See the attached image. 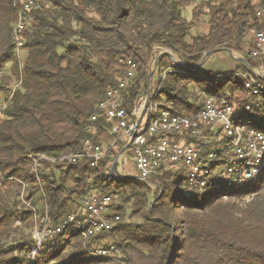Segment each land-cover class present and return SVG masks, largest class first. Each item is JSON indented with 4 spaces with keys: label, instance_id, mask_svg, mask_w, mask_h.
Masks as SVG:
<instances>
[{
    "label": "trees",
    "instance_id": "obj_1",
    "mask_svg": "<svg viewBox=\"0 0 264 264\" xmlns=\"http://www.w3.org/2000/svg\"><path fill=\"white\" fill-rule=\"evenodd\" d=\"M49 1L47 9L31 14L20 69L12 40L17 12L13 0H0V73L13 62L18 80L0 110V264H116L84 255L81 238L72 232L67 242L62 236L47 241L31 261L33 213L20 200L22 185L38 213L46 204L53 224L70 206L77 209L88 189L117 196L112 208L120 220L99 240H111L126 264H264V171L255 187L227 190L219 185L199 193L185 189L180 169H169L146 184L102 180L107 160L95 170L86 161L62 163L41 173L43 199L28 158L77 153L85 139L98 143L107 125L94 123L93 135L86 124L105 90L117 84L125 61L144 66L154 49H164L193 70L213 50L247 53L242 40L264 29L254 17L252 0ZM196 3L188 22L182 9ZM204 15L209 18L207 33L188 43L194 23ZM167 57L162 55L158 68ZM244 60L239 68L246 74L256 65ZM182 71L189 75L169 72L160 80L154 102L161 109L197 114L208 98L245 109L250 95L236 72L202 77ZM146 78L142 75L128 90L124 110L146 91ZM5 91L0 82V92ZM240 119L264 132V99Z\"/></svg>",
    "mask_w": 264,
    "mask_h": 264
},
{
    "label": "built area",
    "instance_id": "obj_2",
    "mask_svg": "<svg viewBox=\"0 0 264 264\" xmlns=\"http://www.w3.org/2000/svg\"><path fill=\"white\" fill-rule=\"evenodd\" d=\"M252 4L255 19L264 25V0H252ZM13 6L17 18L12 40L18 58L31 14L47 9L50 1L13 0ZM154 53L155 50L144 66L131 60L123 62L124 71L117 79V84L105 90L103 98L90 115L86 132L95 135L97 128L94 123L102 122L107 125L106 132L100 135L101 139H107L105 143L85 139L77 153L28 156L32 162L31 174L37 181V190L43 199L45 193L40 177L43 171L54 170L56 165L62 163L82 161H86L90 170H95L107 160L102 180L106 177L119 180L116 170L111 176V167L115 162L116 168V163L126 150L133 153V164L138 173L135 180L146 184H151L152 177H160L169 169H180L184 173L188 192L203 193L209 187L212 190L219 185L227 190L257 185L264 171V132L250 127L240 117L244 112H249L251 105L258 106L259 101L264 99V29L253 33L248 51L256 66L249 69V73L235 74L250 95L244 110L238 109L236 104L215 98L206 99L197 114L185 112L177 115L161 109L154 102L159 85L154 91L151 90V79L156 69L153 64ZM182 70H175L174 73L189 75ZM142 75H147L146 91L126 111L123 109L125 95L140 81ZM108 136L112 137L109 141ZM187 137L195 141L190 143ZM212 144L215 146L208 148ZM125 147L128 148L124 150ZM220 167L223 169L219 171ZM26 197V187L22 185L20 200L33 213V244L27 255L31 261H34L47 241L62 236L63 241L67 242L70 239L69 232H72L81 238L84 255L125 264L112 241L99 240L102 234H109L120 220L112 208L117 196L98 194L88 189L78 202V208L83 213H67L56 224L51 222L46 204L38 213L32 205L33 201H27Z\"/></svg>",
    "mask_w": 264,
    "mask_h": 264
},
{
    "label": "rangeland",
    "instance_id": "obj_3",
    "mask_svg": "<svg viewBox=\"0 0 264 264\" xmlns=\"http://www.w3.org/2000/svg\"><path fill=\"white\" fill-rule=\"evenodd\" d=\"M197 5H198V3L193 4V5H189V6L184 7L182 9V15L188 22H192V11H193V8L196 7ZM208 20H209L208 16L204 15V16L200 17L199 21L194 23V27L192 28V30L190 31L189 35L186 38L188 43H190L194 38L203 36L204 34L207 33ZM252 36H253V33L251 32V33L247 34L245 36V38L242 40L241 46L245 51H248V48L250 47ZM221 49L227 50L229 48L225 47V48H221ZM154 50H155V53L153 55V64L156 63L159 56L166 54V53H170L164 49H161L160 51H157L156 49H154ZM164 51H166V52H164ZM206 54L203 55L198 69L192 70L194 72L195 76L212 77V76L220 75V74H231V73H235V72L240 73L242 69L239 68V62L237 61V59H244L245 58L248 61L251 60L249 55H248V52L247 53H239L236 51H232V56H230L227 52L222 51V52H216L214 54H211L210 56H208L207 58L204 59ZM171 55L173 56L172 59L170 57H167L165 60L162 61V66L160 68H158V66H157L159 61L157 62L156 69H155L153 76H152V79H151V90L152 91H154L158 87L160 80L162 78H164L165 74H167L169 72H174L175 70H179V71L181 70V68L177 65V64H180L181 61L179 60V58L176 55H174V54H171ZM25 56H26L25 51L21 50L19 52V57H18V61L20 64L18 67L20 69L23 66ZM13 64H14L13 62H10L5 67L4 71L0 73V82L3 85H5V87L7 88V91L9 90L8 92H6V91L0 92V110L1 111L5 107V98L9 94L10 95H11V93L13 94L14 88H15L17 81H18V80H16L17 78L15 75L14 68L12 66ZM118 76H117V78H119ZM242 121H244V120H242ZM248 124L250 125L252 123L248 122ZM262 124H264V123H262ZM133 162L134 161H133L132 151L126 150L121 155L118 162L116 163V169L115 170H116L117 175L120 178L136 177V175L138 173L134 167ZM222 169L223 168L220 167L218 170L220 171ZM224 200H227V199H224ZM247 200L248 199H246L245 201H247ZM116 202H117V200L114 201L115 205H116ZM74 211H75V209L72 206H70L68 208V210L65 211V214L74 213ZM17 226H18V224H17Z\"/></svg>",
    "mask_w": 264,
    "mask_h": 264
},
{
    "label": "water",
    "instance_id": "obj_4",
    "mask_svg": "<svg viewBox=\"0 0 264 264\" xmlns=\"http://www.w3.org/2000/svg\"><path fill=\"white\" fill-rule=\"evenodd\" d=\"M227 52L230 56H232V51L230 50V49H227V50H222V49H217V50H213V51H211V52H208L206 55H205V57H204V59L205 58H207L208 56H210L211 54H214V53H216V52ZM166 55L168 56V57H170L171 59H172V55L170 54V53H166ZM161 57H162V55L161 56H159L158 57V59H157V61H156V63L154 64V67H156V64H157V62L161 59ZM237 61L238 62H241L242 64H245L246 65V61L244 60V59H237ZM181 69H183V70H186V71H192L191 69H187L182 63H180V64H177ZM198 68H196V69H194V70H197ZM249 69H251V68H249ZM151 79V74L149 75V80ZM146 106H147V103L145 104V108H146ZM128 147H125V149L124 150H126ZM123 150V151H124ZM115 174V162L113 163V165H112V167H111V176L113 177V175ZM120 178V177H119ZM120 179H132V180H135V179H137L136 177H130V178H120ZM151 209V208H150ZM150 209H149V211H150Z\"/></svg>",
    "mask_w": 264,
    "mask_h": 264
},
{
    "label": "crops",
    "instance_id": "obj_5",
    "mask_svg": "<svg viewBox=\"0 0 264 264\" xmlns=\"http://www.w3.org/2000/svg\"><path fill=\"white\" fill-rule=\"evenodd\" d=\"M236 60V59H235ZM238 63V62H237ZM102 137H100L99 138V142L98 143H100V144H103V143H105V141H107V139H101ZM116 169V168H115ZM76 211H74V213L75 214H82L83 213V211L82 210H80L79 208H78V206H77V209H75Z\"/></svg>",
    "mask_w": 264,
    "mask_h": 264
}]
</instances>
